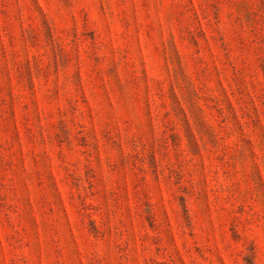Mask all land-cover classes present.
Returning <instances> with one entry per match:
<instances>
[{"label": "rangeland", "instance_id": "obj_1", "mask_svg": "<svg viewBox=\"0 0 264 264\" xmlns=\"http://www.w3.org/2000/svg\"><path fill=\"white\" fill-rule=\"evenodd\" d=\"M0 264H264V0H0Z\"/></svg>", "mask_w": 264, "mask_h": 264}]
</instances>
